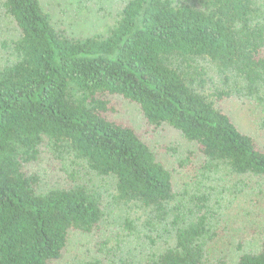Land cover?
<instances>
[{
  "label": "trees",
  "instance_id": "16d2710c",
  "mask_svg": "<svg viewBox=\"0 0 264 264\" xmlns=\"http://www.w3.org/2000/svg\"><path fill=\"white\" fill-rule=\"evenodd\" d=\"M1 6L16 33L0 38V264H52L71 232L98 229L94 177L138 211L128 232L161 242L146 264H264V229L243 250L246 231L222 215L264 178V148L222 105L251 102L264 127V0H124L84 37L41 0ZM119 98L194 144L180 173L117 116Z\"/></svg>",
  "mask_w": 264,
  "mask_h": 264
},
{
  "label": "rangeland",
  "instance_id": "374dc122",
  "mask_svg": "<svg viewBox=\"0 0 264 264\" xmlns=\"http://www.w3.org/2000/svg\"><path fill=\"white\" fill-rule=\"evenodd\" d=\"M1 1L0 38L12 37L16 33V28L6 15ZM123 1L41 0L43 6L50 11L53 22L59 30L74 37L88 36L99 30L111 20V15L116 13ZM2 58L3 53L0 51V61L3 60ZM119 102L117 116L130 122L168 166L175 170V174L180 173L178 161L189 150L195 148L194 144L167 124L160 127L149 124L134 103L120 98ZM222 105L236 125L242 131L252 134L258 144L264 148V127L260 124L262 114L259 109L249 101L238 99H228ZM41 160L46 165L49 161L45 155L41 157ZM86 178L88 177H82V179ZM89 181L93 188L102 193L105 207L104 219L98 229L89 233L71 232L62 257L52 264H81L93 259H100L104 264H146L149 262L152 255L163 248L161 242L151 244L141 237V232H128L125 219L127 216L136 217L138 211L111 198L110 181L97 177L89 178ZM106 181L109 184H106ZM238 189L237 196L230 198L222 209V215L225 217L223 221L238 223L235 229L236 235L243 230L246 231V236L243 237L245 242L242 243L243 250L255 249L258 246L261 231L264 229V178H247ZM255 198L257 200L253 201L252 199ZM232 252L233 258L240 253L234 250Z\"/></svg>",
  "mask_w": 264,
  "mask_h": 264
}]
</instances>
